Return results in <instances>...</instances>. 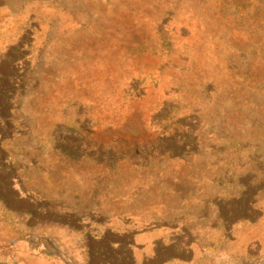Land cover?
<instances>
[{"label": "rangeland", "instance_id": "obj_1", "mask_svg": "<svg viewBox=\"0 0 264 264\" xmlns=\"http://www.w3.org/2000/svg\"><path fill=\"white\" fill-rule=\"evenodd\" d=\"M0 264H264V0H0Z\"/></svg>", "mask_w": 264, "mask_h": 264}]
</instances>
